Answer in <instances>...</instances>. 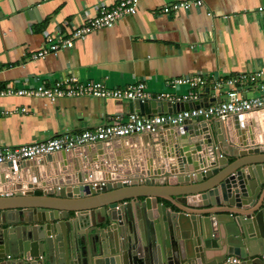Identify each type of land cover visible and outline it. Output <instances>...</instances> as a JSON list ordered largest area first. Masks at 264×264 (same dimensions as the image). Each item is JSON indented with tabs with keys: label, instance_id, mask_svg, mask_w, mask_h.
<instances>
[{
	"label": "water",
	"instance_id": "obj_1",
	"mask_svg": "<svg viewBox=\"0 0 264 264\" xmlns=\"http://www.w3.org/2000/svg\"><path fill=\"white\" fill-rule=\"evenodd\" d=\"M165 128L145 164L113 141L0 164V264H264V108Z\"/></svg>",
	"mask_w": 264,
	"mask_h": 264
},
{
	"label": "crops",
	"instance_id": "obj_2",
	"mask_svg": "<svg viewBox=\"0 0 264 264\" xmlns=\"http://www.w3.org/2000/svg\"><path fill=\"white\" fill-rule=\"evenodd\" d=\"M120 1L0 0V89L51 86L74 76L80 82L100 81L109 88L143 82L152 95L181 97L190 86L167 82L200 75L204 84L198 90L199 101L210 104L224 97L212 90L215 79L264 71V0H200L201 5L191 3L187 9L168 11L163 8L194 0H136L134 14L92 30L71 47L32 57L47 37L66 36L95 17L100 8L111 9ZM254 93L242 91L247 97ZM131 103L89 96L55 100L0 96V110H18L0 114V148L96 130L110 117L131 113ZM246 121L251 129L250 120ZM160 145L138 134L113 140L109 149L115 157L145 164V152L148 158L161 156ZM12 183L0 182V186Z\"/></svg>",
	"mask_w": 264,
	"mask_h": 264
},
{
	"label": "built area",
	"instance_id": "obj_3",
	"mask_svg": "<svg viewBox=\"0 0 264 264\" xmlns=\"http://www.w3.org/2000/svg\"><path fill=\"white\" fill-rule=\"evenodd\" d=\"M191 3L201 5L200 0L186 1L175 3L170 7L166 6L163 10L187 9ZM261 10L262 7H259L258 11ZM135 11L136 0H121L111 9L102 7L98 10L95 17L87 19L83 25L72 29L66 36L47 37L44 44L32 57H44L62 48L71 47L75 40L83 39L92 30L110 27L121 17L134 14ZM175 84H187L191 90L181 97H175L169 93L152 95L146 90L143 82H138L125 88H109L100 81L80 82L76 77L69 76L55 81L51 86L40 84L35 87L0 89V96L28 95L44 97L49 100H55L60 97L89 96L131 102H197L199 101L198 90L204 84V79L200 75H191L190 77H181L167 82V85L170 86ZM244 89H251L255 93L249 97L244 96L242 95ZM212 90L222 93L223 99L207 106L191 107L170 113L141 115L138 112H131L126 116L117 115L110 117L106 123L96 128V130H82L75 133L67 132L44 141L1 147L0 164L7 161L30 160L45 154L70 151L80 145L113 141L142 133H159V135L163 136L166 129L165 126H175L188 119H196L198 117L223 119L228 114H246L259 111L264 108V71L242 72L234 77L215 79L212 84ZM17 111V108L11 111L0 110V114L6 115ZM237 261L236 257L231 259L232 263Z\"/></svg>",
	"mask_w": 264,
	"mask_h": 264
}]
</instances>
